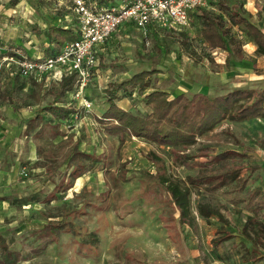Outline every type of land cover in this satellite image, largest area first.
Wrapping results in <instances>:
<instances>
[{
    "label": "rangeland",
    "instance_id": "374dc122",
    "mask_svg": "<svg viewBox=\"0 0 264 264\" xmlns=\"http://www.w3.org/2000/svg\"><path fill=\"white\" fill-rule=\"evenodd\" d=\"M19 1V7L15 6ZM234 1L218 0L213 5L223 16L224 37H233L240 44L237 51L229 49L233 52L229 61L225 59L226 54L219 58L218 54L210 55L200 36L202 20L198 18L190 22L188 29L178 33L165 28H157L150 34L141 30L119 31L109 38L100 55L102 76L94 80L97 84L101 81L102 86L90 89L89 96L97 100L105 97L110 83L122 82L151 68L159 73L147 78L144 87L132 85L124 89L134 113L140 116L148 114L144 96L154 90L166 91L174 97L180 93L216 96L237 88H263L264 56L255 53L244 29L228 25V17L221 7L222 2L231 5ZM70 3V0H0V32L6 31L11 24H20L26 27V33L37 36L41 33L38 21L52 23L75 16ZM28 38L25 39L28 41ZM33 39L44 50H49L47 41L42 42L43 38ZM14 60V57L5 58L0 63V168L11 165L17 172V179H34L38 181L36 186L44 183L41 190L47 191L60 179L58 166L67 161L68 143L61 137H53L45 143L41 135L37 138L24 130L25 122L8 117L3 110L13 107L21 112L36 105L61 100L69 102V94H59L60 84L45 90L36 84L27 87L25 81L14 76L17 71ZM45 80H54V77L48 75ZM94 80L88 84H94ZM85 123L80 125L77 118L75 124L83 129ZM88 124L85 126L89 128L96 126ZM70 128L66 127L67 130ZM49 132L46 128L42 134L49 135ZM35 139L53 150L56 163H51L47 156L38 155L35 165H47L46 172L36 170L33 174L29 170L25 176L23 167L29 169L27 144L31 145ZM129 141L127 148L120 147L109 157L108 169L102 172L103 176L91 179V191L88 192H94V196H85L84 200L85 194L80 191H67L58 194L56 202L48 201L40 209L8 204L6 209L0 210V232L9 250L17 253V262L13 264H264V254L255 261L250 258L251 244L241 234L249 191L257 185L264 190V117L243 121L226 118L197 136L187 148L163 146L142 139L130 138ZM148 151L161 158L171 180L190 188L189 216L192 221L190 225L178 222L175 228L177 241L172 240L173 233L166 227L165 216L171 212L166 194L158 181L149 176L148 162L139 153L144 155ZM225 151H235L239 155L221 158L218 154ZM99 166L106 167L105 164ZM206 170L227 173L225 183L217 188L188 184L189 176ZM38 175L42 176L36 177ZM107 178L109 189L105 184ZM4 190L9 189L0 187V193ZM200 204L218 209L228 224L224 225L212 215H200ZM259 215L264 216V213L261 211ZM51 218H63L69 224L62 229L50 230L47 222ZM221 227L231 231L232 237L215 245ZM0 264H5L1 256Z\"/></svg>",
    "mask_w": 264,
    "mask_h": 264
},
{
    "label": "crops",
    "instance_id": "0c3cea01",
    "mask_svg": "<svg viewBox=\"0 0 264 264\" xmlns=\"http://www.w3.org/2000/svg\"><path fill=\"white\" fill-rule=\"evenodd\" d=\"M70 1H71L70 7L72 8L71 11H73L75 13V16H72L70 18V20L68 18H64L63 20L62 19H58L57 21L55 20L52 23H47L45 21L44 22L42 21L43 22L42 23V22L36 21L37 24L39 25V27H40L39 29L41 31V33L38 34L37 36H34V34L31 32H29V34L26 33L25 32L26 27L23 25H20V24H18V25L11 24V26L9 28L7 26L6 31H1L0 32V63L5 58H13V57L17 58L18 54L24 55L27 58H31V59H36V58L56 54L61 49V47L63 45L60 47H57L56 45H54V43L52 42L51 38L49 37V35L47 33V31L50 27L68 28L73 33H75L76 36H78V27H79V22L77 19L78 15L75 11V4H74L73 0H70ZM86 1L93 3V4H96L98 6H101V7H111V6H116L117 4H121L124 0H86ZM215 1H218V0H208L206 6L200 8L198 10L193 11L190 14V21L186 27L178 28V27L172 26V27H168L165 29L169 30V32H171V33L183 32L184 30L189 28L190 22L194 19L196 20L197 18L202 20V25H203L204 21L202 18V14L205 13V14H219L221 16V18H222L221 33H222L223 16L219 12V10H215L213 8ZM222 1H224V0H222ZM257 2H259V3H257ZM18 4L20 5L21 1H19L15 6L19 7ZM221 7L225 11L227 17H228V12L226 11L225 8H228L229 10H238L239 12H244L245 15L248 16V21L252 25H254L255 27L262 30V32L264 33V21H263L264 20V0H239V1L235 0L234 3L231 5H227V4L222 2ZM16 12L19 14L20 10L18 9V10H16ZM18 14H16V16H18ZM73 17H75V18H73ZM226 20H227L228 25H230L232 27H241L242 29L245 30V36L248 37L249 39H251V42L253 44V48L255 49V53H256V45L253 42L252 37H250L247 34L246 28L243 27L242 25L232 24L229 21V17ZM261 22L263 24H260ZM202 25H201V27H202ZM157 28L162 29V27H160L158 24H150L148 26V29H147V34L148 33L150 34L152 32H156ZM132 30H134V31L139 30L140 31L141 29H139L136 25H134L131 22L123 23L110 35L109 38H111L112 35H114L115 33L119 32V31L122 33H127V32L132 31ZM200 30H201V28H200ZM27 36L29 37L28 41H27V39H25V38H27ZM200 36H201V32H200ZM33 38H43L42 42L47 41L49 50H48V48H46V50H44L43 47H41V45L36 44V42ZM109 38L107 39V41L105 43L98 45L95 49V52L97 55V65L94 69V73L92 76L93 80L94 79L96 80L102 76L101 73L103 70L100 67V55L103 51L105 44L108 42ZM226 39H228V38H226ZM202 40H203V38H202ZM203 42L208 47L211 56L218 54V58H219L220 55L226 54V58H225L226 61H227L228 54L233 53V52H230L231 49L233 51H237V50H234L233 48H229V47L227 49L210 48L205 43L204 40H203ZM37 43H39V42H37ZM239 46H240V44H239ZM239 49H240V47H239ZM256 54L260 55V56H264V55H261L258 53H256ZM231 58H232V54H231ZM151 69H154V68H151ZM14 70L15 71L17 70L16 65H15ZM17 72H18V70L15 72L16 75H14V76H19L23 81H25L27 84V87H29L31 85H34L33 87H35V84H36V85H39L41 88H43V90H45V89L51 87V85H53V84H57V85L60 84L62 86V88H61L62 90L59 94L63 95V94H65V92L69 94V102H65V101L61 100V101L53 102L51 104H47L44 106H41V105H36L34 107L28 106V108L32 107V109L31 110L26 109V111H25V109H23V110H21V112L14 110L13 107H7V109L5 108L3 110L6 112V115L8 117H14V119H17V121H19V122H21V121L25 122L27 125H25L24 130L27 133H30L32 136H37V138L39 137V135H41V137H44L45 143H49L53 137H61L62 139H65L66 142L68 143L67 144V150H66L67 156H65V158H67V161L66 162L62 161V164L59 165L60 167L58 166V169L61 171L60 179L58 181L54 182L52 184V187L51 188L49 187V190H47V191L41 190V189H43V187H45L44 183L36 186L35 182L38 183V181H35L34 179H32V180H23V179L19 180V179H17V177H18L17 172H15L14 167L11 165L10 166L6 165L5 167L0 168V187H4V189H9V190H4L3 192L0 193V210L6 209L8 207V204H16V205L18 204V205H21L22 207H25L27 205L28 206L31 205L32 207H34V206L38 207L36 209H40L48 201L49 202H52V201L56 202V197L58 196V194L65 193L67 191H69V192L74 191L75 193L80 191L81 193L85 194L83 198H84V200H86L85 196H94L93 195L94 192L93 193L90 192V194L88 192V191H91L89 188V187H91V179L94 178L97 180V178H98L97 176H99V177L103 176L102 172H104V170L108 169L109 157H112L113 155H115L118 148H120V147L127 148V143L128 144L131 143V141H129L130 138L142 139V140L146 141L145 139L140 138V137L128 136V135L123 136L120 134L114 135V134L107 133L103 129L102 125L98 122L99 118L103 115V113L106 111V109L109 106V101H108L109 99H108L107 92L111 89L110 84H112V83H110L109 86L106 88L107 91H105V94H104L105 97L104 96L102 98L100 97L98 100H97V98L92 99V97L89 96L88 92L93 87L99 89L98 85L102 86V82L100 81L99 84H97V81L94 80V84L93 83L87 84V86L83 90V95L85 98H87L88 100H90L92 102V108L90 110H86L81 105L79 100H76L73 98V94L75 92V78L73 79V78H70V76H64V74H62L61 78H57V79L54 78V80H45V78H44V79L38 81L34 77H23V76L19 75V73L17 74ZM64 82H66V83H64ZM100 91H101V88H100ZM124 93H125L124 89H121L118 92H116L115 97H114V102L120 108H122L126 111H131L132 113H134V110L132 108V103L129 99H127V97L125 96ZM49 105H55V106L63 107L65 109L69 110L70 113L68 114V118L57 120L47 110H44V108L46 106H49ZM25 108H27V107H25ZM147 112L149 113L150 109H148ZM80 113L82 115L79 116ZM77 118H79L80 125H82V123H84V121L86 122L84 124L83 129H82V127L79 129L77 127L78 125L75 124ZM33 123L35 124V127H34ZM87 123H89L88 125H96V126L94 129L89 128V127L85 126ZM73 124H75V125H73ZM66 127H72V128L67 130ZM46 128H49V131H50L49 135L42 134V132ZM89 139H90V141H89ZM147 142H150V141H147ZM31 145L27 144L28 152L26 151V154L28 155V159L26 161H28L29 169H27L26 167H23V168L25 170H27V172L30 170L33 174H34V171H36V170L39 172H41L42 170L46 172L47 165H43L42 167L35 165V162L38 160L37 156L38 155L39 156H47L46 158H48L50 160V162L52 161L51 163H56L55 162V159H56L55 153L53 152V150L48 148V146H46L47 147L46 148L44 145L39 143V140L36 141V139H35V141H32ZM139 153H140V155L144 156V158L148 162L147 172L149 173V176L152 178H155L156 175H158V167H157L158 165L156 163H154V161H152L148 158V154L156 155V153L153 151L145 152L144 155L141 152H139ZM134 156H136V155H134ZM74 157H78V158L75 159L72 162V164L68 166L67 163L71 159H74ZM128 158H130V156ZM159 159L161 160V158H159ZM94 162H98V163L94 164ZM102 164H105L107 168L99 166ZM49 165L50 164H48V166ZM95 165H98V166H95ZM126 167L128 168V166H126ZM165 170H166V168H165ZM166 175L169 178V175L167 174V170H166ZM40 176H42V175H38L36 177H40ZM189 177H191V176H189ZM100 181H101V179H100ZM102 181H103V179H102ZM171 181L178 183V181H176V180H174V181L171 180ZM108 182L109 181L107 178L106 183H105L107 187H108ZM188 182H189V180H188ZM178 184L181 185V187H183V188L189 189V201H190V188H189V186L182 185L180 183H178ZM188 184H191V183L189 182ZM158 185L165 192V194H166L165 198L167 200V196H168L167 192L163 189V187L159 183H158ZM191 185H196V184H191ZM48 186H50V185H48ZM108 189H109V187H108ZM104 192L105 191H103L99 194H102ZM12 195H17V196L15 199H13V198H11ZM247 199H248V197H247ZM246 203H247V201H246ZM84 204H86V203H83L82 205H84ZM206 206H208V205H206ZM67 208L69 209V206ZM210 208H213V207H210ZM214 209H216V208H214ZM245 209H246V218H245V221L241 227V234L242 235H243L242 230H243V226L246 222V219L248 216L252 215V213L248 211L246 204H245ZM216 210L223 217V215L219 212V210L218 209H216ZM261 211L264 213V210L258 211L257 218L260 219L264 223V216L259 215ZM64 213H65V211H64ZM199 214H200V212H199ZM170 215L171 214L169 213V215L165 216V220L168 221V223L166 224V227L169 229L170 232L173 233V239L172 240L177 241L178 232H177V229H175V228H176V225L178 224V222L180 224L190 225L192 220L189 216V213H188L189 221L184 222V223L179 220V213L178 212H175L173 217H171ZM200 215H202L204 217H208V216L212 215V216L217 217L224 225L228 224V221L224 217H223V220H221L216 213H210L207 215L200 214ZM52 219L56 220L55 218H51L48 221H50ZM61 220H65V219L62 218ZM58 221H60V220H58ZM65 222L69 224V222H67V221H65ZM67 226L68 225H66L65 227H67ZM224 231H228L231 234L230 237H232L231 231L225 229L224 227H221L220 230L218 231L219 236L221 235V232H224ZM0 234L3 236V234L1 232H0ZM217 238L214 240L215 245L219 244L222 241L229 239V238H227L225 240H222V241L216 243L215 241L217 240ZM246 239L251 244V241L248 238H246ZM6 244H7V242H6ZM253 248L254 247L251 244V250H250L251 257L250 258L255 261V260L259 259L264 254V248L259 247L258 249H255L257 251V253L255 252L256 253L255 256L252 254V251L254 250ZM12 252H15V251H12ZM15 254H17V253L15 252ZM133 258H135V257H133ZM1 260H2V258H1ZM2 262H3V260H2ZM145 264H167V263H160V262L154 263V262H152V263H145Z\"/></svg>",
    "mask_w": 264,
    "mask_h": 264
},
{
    "label": "trees",
    "instance_id": "16d2710c",
    "mask_svg": "<svg viewBox=\"0 0 264 264\" xmlns=\"http://www.w3.org/2000/svg\"><path fill=\"white\" fill-rule=\"evenodd\" d=\"M229 21L232 24L242 25L247 34L252 37L256 45V53L264 55V33L248 21V16L238 10H229ZM203 25L201 37L210 48L239 49V44L234 38L226 39L221 33L222 18L219 14H202ZM54 45L62 46L65 42L76 39V34L68 28L50 27L47 31ZM231 58L228 54L227 61ZM156 69H148L132 75L120 83L110 84L107 92L109 106L99 118L105 132L123 136H135L163 146L181 145L184 148L192 145L197 136L203 135L217 123L228 118L233 121H243L255 117H264V88H237L225 94L209 96L204 93H194L187 96L180 93L174 97L162 90H154L144 96L145 104L150 112L145 116L126 111L114 102L116 92L127 86L138 85L144 87L147 78L158 73ZM74 79V76H70ZM66 83V82H64ZM57 120L67 119L69 110L49 105L44 108ZM221 158L239 155L235 151H225L218 154ZM148 158L158 166L156 180L167 192V202L170 206V216L179 213V220L187 222L189 213V189L183 188L178 183L172 182L166 175L163 161L156 155L148 154ZM227 173H218L212 170L200 171L195 176L188 177L191 184H207L213 188L222 186L227 178ZM232 178V177H231ZM247 209L252 215L248 216L243 226V235L253 245L252 254L255 256L259 247L264 248V223L257 218L258 211L264 210V190L256 186L248 193ZM200 214L216 213L223 217L214 208L204 204L199 205ZM68 223L65 220H50L47 226L50 230L64 228ZM228 231L221 232L216 243L229 238ZM256 252V253H255ZM0 255L5 264L17 262L15 252L9 250L5 238L0 234Z\"/></svg>",
    "mask_w": 264,
    "mask_h": 264
},
{
    "label": "built area",
    "instance_id": "2783aa9c",
    "mask_svg": "<svg viewBox=\"0 0 264 264\" xmlns=\"http://www.w3.org/2000/svg\"><path fill=\"white\" fill-rule=\"evenodd\" d=\"M78 14V36L63 44L53 55L36 59L18 54L16 68L23 77L42 80L50 75L55 79L74 76L73 98L79 100L86 110L92 102L84 97L83 90L92 79L97 65L95 49L107 41L123 23L131 22L147 33L150 24L162 28H184L189 24L190 14L204 6L208 0H124L121 4L101 7L86 0H73ZM37 77V78H36ZM23 174L27 176V170Z\"/></svg>",
    "mask_w": 264,
    "mask_h": 264
}]
</instances>
